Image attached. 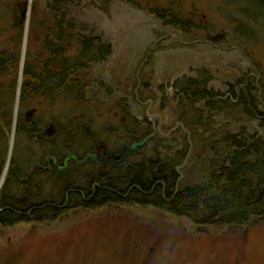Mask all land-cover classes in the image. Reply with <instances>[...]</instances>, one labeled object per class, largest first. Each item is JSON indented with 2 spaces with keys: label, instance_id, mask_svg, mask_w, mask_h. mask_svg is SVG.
<instances>
[{
  "label": "rangeland",
  "instance_id": "rangeland-1",
  "mask_svg": "<svg viewBox=\"0 0 264 264\" xmlns=\"http://www.w3.org/2000/svg\"><path fill=\"white\" fill-rule=\"evenodd\" d=\"M16 1L0 0V51L19 54L17 72L5 80L6 84L18 80V84L14 98L9 102L11 112L5 119L8 129L0 136L3 163L13 152L18 160V154L26 149L27 127L35 123L36 126L37 123L45 124L47 120L53 121L52 118L61 123L63 114L85 112V116H93L90 127L95 129L108 119L96 118L87 112L89 104H85L81 96L74 102L64 94H49L48 97L42 94L44 98L39 103L36 101L41 97H30V107L22 112L18 85L21 87L28 81L22 79L26 52L32 54L35 64L44 63L47 54L42 38L56 21L50 11V0H29L25 28L17 24L20 15ZM7 3L10 11L5 14ZM150 8L176 15L180 21L189 19L194 27L182 32L181 26L165 25V21L149 15ZM245 9L239 0H80L68 10L78 28L111 46L109 61L81 71L80 79L93 75L94 71H97L95 76H99L102 66L106 65L115 84L120 82L122 86L128 80L129 87L132 85L131 88H139V93H143L142 98L148 97V91L143 88L147 82L148 89L152 90L148 99L154 97L155 104L149 110L146 101L141 108L136 103L132 113L141 116L143 112H159L157 108L162 104L166 106L165 121L170 124L177 122L172 114L175 103H160L158 86L161 84L171 95L168 86L178 77L199 78L200 71L204 74L203 71L208 70L210 86L225 94L231 86L238 89L234 87L235 80L243 81L247 76L251 79L258 108L264 113V22L256 24ZM217 34L222 35V39L211 43L210 38ZM75 53L76 49L69 51V54ZM51 68L55 70L54 65ZM139 73L141 83L138 86L136 77ZM94 81L89 87L94 86ZM36 84L25 86L29 90ZM67 104L71 111L66 112ZM203 104L199 101L195 108L203 110L205 118L213 116L209 130L197 128L199 132L201 130L198 136L203 144L207 138L225 130L233 133L244 129L245 135L252 133L255 137L264 134V128L256 121L259 118L247 122L245 115L237 110L230 111L219 105L207 112ZM2 114L0 111V121L6 123ZM40 118H43L42 122ZM18 122L26 131L16 129ZM108 122L112 126L115 121ZM195 146L201 148L198 141ZM201 156L208 157L209 153L203 151ZM38 158L47 156L40 153ZM198 164L189 166L182 185L200 181ZM12 180L7 178V186L14 184ZM4 184L5 181L1 189ZM2 217L8 218L4 214ZM0 264H264V221L253 217L240 227L201 226L153 206L106 201L92 208L71 209L53 217L48 214L44 220L30 218L29 221L21 219L17 224L0 223Z\"/></svg>",
  "mask_w": 264,
  "mask_h": 264
},
{
  "label": "flooded vegetation",
  "instance_id": "flooded-vegetation-1",
  "mask_svg": "<svg viewBox=\"0 0 264 264\" xmlns=\"http://www.w3.org/2000/svg\"><path fill=\"white\" fill-rule=\"evenodd\" d=\"M25 4H17L20 21ZM109 50L102 62L107 58L109 61L111 48ZM96 72L89 74L91 81L95 78L94 86L88 87L87 97L83 101L89 104L87 112L96 118L106 115L108 119L102 126L93 129L90 127L93 116L86 117L84 112H80L77 115L63 114L61 123L52 118L53 121L47 120L45 124L28 126L26 149L18 154V160L14 152L4 163L0 158V223L17 224L21 219L29 221L30 218L38 221V215L49 214L53 217L71 209H87L93 199L102 202L106 199L116 200L109 202L111 204H134V194L144 195L147 199L152 194H161L162 200L171 202L180 193V184L187 177L192 151L191 130L179 122L183 112L176 106L172 107L177 122L170 124L165 121L166 106L162 104L157 108L159 112L149 114L147 110L141 116L133 114L136 103L141 108L144 101L152 110L155 102L152 101L154 97L148 99L152 93L148 89L149 84L146 82L143 87L148 91V97L142 98L143 93H139V88L129 87L128 80L122 86L120 82L115 84L108 75L106 65L102 66L97 77ZM204 72L210 74L208 70ZM184 78L195 77H178L172 84L168 83L171 95H168L166 86H158L160 103L174 100L177 92L174 83ZM136 80L139 86L140 73ZM210 82L207 81V89L212 88ZM119 84L121 88L116 87ZM226 91L225 97L230 95L229 89ZM235 93H238L237 90ZM108 121H115V126ZM5 122L0 121L1 129H6ZM20 122L16 129L21 124L19 130L26 131ZM1 132L3 134L4 130ZM139 143L130 149L133 144ZM181 152L182 157L175 158ZM40 153H45L47 158H38ZM169 171L173 172L174 177L168 175ZM139 172L143 176V184H147L144 188L134 184L135 175ZM8 177L13 178L12 186L6 184ZM172 178H175L174 182ZM151 182L153 185H150ZM47 187L50 189L47 190ZM103 194H111L115 199H101ZM166 194L173 195L167 199ZM3 214L8 218L2 217Z\"/></svg>",
  "mask_w": 264,
  "mask_h": 264
},
{
  "label": "trees",
  "instance_id": "trees-1",
  "mask_svg": "<svg viewBox=\"0 0 264 264\" xmlns=\"http://www.w3.org/2000/svg\"><path fill=\"white\" fill-rule=\"evenodd\" d=\"M79 1L50 0V11L55 16V26L46 30L42 38L43 48L47 54L44 63L35 64L32 54L29 51L26 52L22 79L28 80L25 85L29 86L34 82L37 84L29 90L25 85H21L19 107H22V112L30 107V97L33 96L41 97L36 101L37 103L44 98L42 94L46 97L49 94H64L74 102H78L79 96L82 97V101L87 97L86 88L92 81L89 75L83 78L84 81L81 80L79 73L102 62L110 51V44L103 43L97 36L87 35L83 32L84 30L78 28L68 10L69 7L78 5ZM239 1L246 8L244 11L254 19L256 24L264 22V0ZM24 2L26 3L27 0H17L15 3L22 5ZM8 7V3L5 4V14L10 11ZM148 13L155 19L165 21V25L181 26L182 32L190 31L194 27L191 20L180 21L179 17L168 15L165 11L150 8ZM7 22L9 25V19ZM18 23L24 25L20 23V19H17ZM246 30L250 31V29ZM72 49H76L73 55L69 54ZM18 61V52L0 51V111L3 112L4 119L8 118V113L11 112L9 102L14 98L13 93L17 86V81L11 80L6 84L5 80L12 78V74L17 72ZM51 65L55 66V70L51 68ZM200 74L199 78L177 80L174 83L177 92L173 100L176 109L183 112L182 122L191 130L192 151L188 166L199 163L200 181L198 183L191 181L186 185L180 184V193L176 194L171 202L162 200L161 194H152L148 199L141 194H134L133 203L143 207H156L173 217H185L193 224L201 226L240 227L247 224L253 217L264 221V134L261 137H255L256 134L252 133L245 135L244 129L233 133L225 130L219 131L212 138H207L203 144L201 137L198 136L201 130L199 132L198 129L209 130L213 116L205 118V112L195 108V104L199 101L204 102L203 106L207 112L220 105L221 108L237 110L245 115L247 122L259 118L256 121L260 128H264V113L258 108V100L252 94L251 79L249 80L246 76L243 81L235 80L234 87L238 88L236 89L238 93H235L236 90L231 86L229 87L230 95L225 97L226 93L222 94L212 88L207 89V81H211V76L207 72L202 74V71ZM10 90H12L11 94ZM65 109L71 111L68 104ZM225 114L227 117V113ZM2 129L5 133L7 125L6 129ZM2 129L0 128V136L4 134L1 132ZM197 141L198 146L201 144V148L196 149ZM203 151L208 152L209 156L205 158L201 156ZM181 154L182 152L175 158L180 159ZM169 174L173 175V172L169 171ZM172 179L174 182L175 178ZM135 182L134 184L141 186L140 188L147 185L143 184L141 172L135 175ZM150 185H153V182ZM172 195L166 194V198L170 199ZM111 196V194H103L100 198L106 199ZM94 201L93 199L92 204L87 205V208L106 201L114 203L116 200ZM44 218L47 219V215L37 217L38 220Z\"/></svg>",
  "mask_w": 264,
  "mask_h": 264
},
{
  "label": "water",
  "instance_id": "water-1",
  "mask_svg": "<svg viewBox=\"0 0 264 264\" xmlns=\"http://www.w3.org/2000/svg\"><path fill=\"white\" fill-rule=\"evenodd\" d=\"M27 4H28V2H26V4L24 5V9L22 10V12H21V21H20V23L22 24V23H24V20L26 21V18H27ZM222 39V35H218L217 34V36H213V37H211L210 38V40L211 41H213V42H215V41H218V40H221ZM24 42H23V47H22V55L24 56ZM108 61V58L106 59V61H105V63ZM21 70H22V68L20 69V74H19V76L21 75ZM20 81H21V79H20ZM19 88H20V84L18 85V91H19ZM16 108H17V106H16ZM16 111V110H15ZM137 145H140V143L139 144H133L131 147H130V149H133V148H135Z\"/></svg>",
  "mask_w": 264,
  "mask_h": 264
},
{
  "label": "bare ground",
  "instance_id": "bare-ground-1",
  "mask_svg": "<svg viewBox=\"0 0 264 264\" xmlns=\"http://www.w3.org/2000/svg\"><path fill=\"white\" fill-rule=\"evenodd\" d=\"M104 43H105V42H104ZM17 84H18V80H17ZM17 102H18V101H17ZM16 105H17V104H16ZM100 118L104 119V118H108V116L106 117V115H104V116L101 115ZM104 120H107V119H104ZM179 122L181 123L182 126L188 128V126L184 125V123L182 122V120H179ZM142 196H144V195H142Z\"/></svg>",
  "mask_w": 264,
  "mask_h": 264
}]
</instances>
